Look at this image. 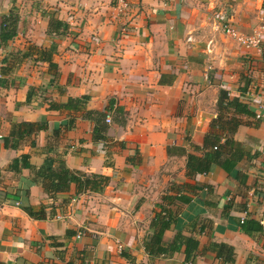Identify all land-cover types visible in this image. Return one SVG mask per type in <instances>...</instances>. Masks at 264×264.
I'll list each match as a JSON object with an SVG mask.
<instances>
[{"label":"crops","instance_id":"crops-1","mask_svg":"<svg viewBox=\"0 0 264 264\" xmlns=\"http://www.w3.org/2000/svg\"><path fill=\"white\" fill-rule=\"evenodd\" d=\"M119 1L0 0V24L18 15L0 45V264H264V41L222 30L259 28L264 0ZM221 91L249 113L212 128ZM87 110L111 120L96 130ZM49 155L109 182L50 196L31 168Z\"/></svg>","mask_w":264,"mask_h":264},{"label":"trees","instance_id":"trees-1","mask_svg":"<svg viewBox=\"0 0 264 264\" xmlns=\"http://www.w3.org/2000/svg\"><path fill=\"white\" fill-rule=\"evenodd\" d=\"M18 20V15L14 11H10V13L7 16H4L2 23L0 24V45H5L9 39H11L16 34V24ZM67 24L61 20H58L56 18L50 19L49 21V32H51L53 35L61 34L67 29ZM263 41L261 42V44ZM262 47V46H261ZM54 47L53 44L50 45L47 48H41L42 52V58L47 59L49 61V67L50 68H56V64L52 62L51 60V54ZM87 97H82V99H72L68 101L66 106L71 105V101H74L75 108L77 106V103L80 101H86ZM70 102V103H69ZM229 107H233L235 111L237 112H248L246 105L242 102H240L237 98L229 99L228 95L225 91L220 92V97L218 99V110L221 112L215 120L214 123H212V128H214L216 122H220L223 117V113L225 112V109H229ZM249 113V112H248ZM107 112L106 111H98V110H87L84 113V116H88L90 118H93L95 120V128L96 130H102L103 128V122L106 118ZM240 123L239 120H236L235 118L228 117V120L224 122V125L221 126L218 123V126L221 127L220 129L222 131L228 130L233 131L235 127ZM74 124V120H69L65 127L71 128ZM214 139L218 140V136H213ZM215 140V141H216ZM229 141L228 138H226L225 143ZM217 148L219 145H215ZM210 157L206 156L205 158H196L192 155H188V168L191 170L196 171H203L205 172L208 169V161ZM23 163H26V156L22 157ZM29 165V164H28ZM30 166V165H29ZM31 167V166H30ZM33 169L34 178L38 179L46 193H48L50 196H53L54 193L59 191H64L69 188L71 183H74L76 185V190L78 192L85 191V190H91V191H101L109 182V177L103 174L99 173H91L87 174L81 170L76 169H70L66 166L64 160L62 158H55L53 156H46L43 163L35 168L31 167ZM26 212L33 216L38 218L45 217V213L43 212V208H39L38 210H34L32 206H26L25 207ZM164 224V223H163ZM157 240L159 236L156 237ZM196 246L195 240H188V243L186 245L187 252L186 256L191 255V249H194ZM164 250L163 248H161Z\"/></svg>","mask_w":264,"mask_h":264},{"label":"built area","instance_id":"built-area-1","mask_svg":"<svg viewBox=\"0 0 264 264\" xmlns=\"http://www.w3.org/2000/svg\"><path fill=\"white\" fill-rule=\"evenodd\" d=\"M128 6L127 2L125 0H120L117 4L118 11H124V9ZM72 16H68V20H71ZM222 30L228 34L229 36L233 37L235 40L239 42V44L245 46V47H254L256 49L261 48V42L264 41V22L260 24L259 28L253 30L249 34L241 33L240 31L236 30L234 27H232L230 24L225 23L222 26ZM256 96V94H255ZM258 97V94H257ZM264 108V105L259 106V110L256 113V116H260V111ZM105 120L109 122L111 120L110 115L107 114ZM264 154V151H262ZM260 184L264 187V171L261 173V176L259 178ZM74 200V198H73ZM56 217L62 218L60 214H57ZM77 236H80V232H78ZM120 247V245H119Z\"/></svg>","mask_w":264,"mask_h":264}]
</instances>
